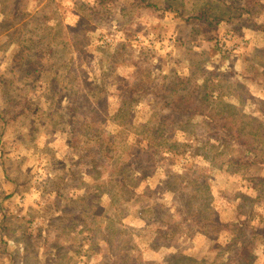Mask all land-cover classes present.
<instances>
[{
	"label": "rangeland",
	"instance_id": "1",
	"mask_svg": "<svg viewBox=\"0 0 264 264\" xmlns=\"http://www.w3.org/2000/svg\"><path fill=\"white\" fill-rule=\"evenodd\" d=\"M262 124L264 0H0L10 263L264 264Z\"/></svg>",
	"mask_w": 264,
	"mask_h": 264
},
{
	"label": "crops",
	"instance_id": "2",
	"mask_svg": "<svg viewBox=\"0 0 264 264\" xmlns=\"http://www.w3.org/2000/svg\"><path fill=\"white\" fill-rule=\"evenodd\" d=\"M234 63H236L235 68L239 69L240 61L236 60ZM13 189H14V186L11 183V180L9 179V184H7V185H5V187L1 188V192L5 195H8V194L10 195L14 192ZM14 200L17 203V198H14ZM8 203H9V200H7V203H5L4 201L0 202V211H3V213H4V214L0 213L3 216L2 222H4V226H0V243H2V245H3L2 251L4 253H8V255L6 257L7 260H4L5 262H2L0 264H13V263L17 264V260H16V257L14 256L15 255L14 253H13V255L10 256V257L13 256L14 261H12V263H10L9 249L13 250V248L10 247V244L11 243H13V244L18 243V244L22 245V250H21V252L19 251L20 255L24 251V249H23V245H24L25 252L28 255L26 248H28V235L29 234H25L26 231H25L24 226H23L24 222H26V217L24 215L25 213H21L24 218L22 216H19L20 217L19 218L18 212L9 213ZM15 222L17 223L18 226L14 225V224H16ZM27 232H29V231L27 230ZM7 241L9 242V244L7 243ZM26 262H27V260L25 261V260L21 259V264H26ZM18 264H20V261Z\"/></svg>",
	"mask_w": 264,
	"mask_h": 264
},
{
	"label": "trees",
	"instance_id": "3",
	"mask_svg": "<svg viewBox=\"0 0 264 264\" xmlns=\"http://www.w3.org/2000/svg\"><path fill=\"white\" fill-rule=\"evenodd\" d=\"M173 0H168V3H172ZM171 7V6H170ZM246 13L250 14L253 13L252 9H246L244 10ZM229 11L225 10L224 12H221V14H216L215 13H210L209 11L206 10V5L202 6L200 9H198V14H197V19H204L205 22L209 23L208 26L212 25V20L216 19V23H220V21L224 20V18H227ZM262 128H264V125L262 124Z\"/></svg>",
	"mask_w": 264,
	"mask_h": 264
}]
</instances>
